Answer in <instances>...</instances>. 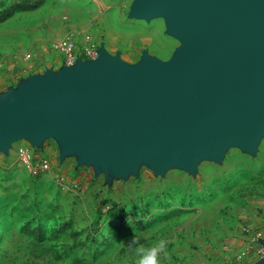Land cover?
<instances>
[{"label": "rangeland", "instance_id": "rangeland-1", "mask_svg": "<svg viewBox=\"0 0 264 264\" xmlns=\"http://www.w3.org/2000/svg\"><path fill=\"white\" fill-rule=\"evenodd\" d=\"M137 1L49 0L40 14L19 15L5 26L15 29L35 20L33 40L19 29L2 33L0 24V101L2 87L17 82L16 75L27 76L45 53L48 65L62 60L56 46L72 34L79 48L90 36L127 70L146 61H174L184 40L170 31L165 15L132 16ZM21 3L25 0H0V11ZM12 42L15 56H2L4 48L10 53ZM20 147L47 158L50 170L30 175L17 158ZM219 156L201 157L195 166L164 164L160 170L142 161L120 173L113 161L103 168L98 158L69 152L62 137L23 139L4 147L0 264H138L136 249L160 240L167 245L160 264H248L253 256L241 252L249 244L242 228L264 233V135L251 151L232 144Z\"/></svg>", "mask_w": 264, "mask_h": 264}, {"label": "water", "instance_id": "water-1", "mask_svg": "<svg viewBox=\"0 0 264 264\" xmlns=\"http://www.w3.org/2000/svg\"><path fill=\"white\" fill-rule=\"evenodd\" d=\"M155 14L184 40L174 61L127 70L102 46L95 61L32 79L2 108L0 149L62 137L69 152L125 173L142 161L195 166L227 145L255 148L264 135V0H138L132 11Z\"/></svg>", "mask_w": 264, "mask_h": 264}, {"label": "built area", "instance_id": "built-area-1", "mask_svg": "<svg viewBox=\"0 0 264 264\" xmlns=\"http://www.w3.org/2000/svg\"><path fill=\"white\" fill-rule=\"evenodd\" d=\"M62 55L64 66L72 67L78 59L83 61H95L99 58L101 47L90 36L84 37V44L81 48L75 40L74 34L65 37L56 46ZM17 158L20 163L27 169L30 175L39 177L41 174L47 173L50 170V161L47 158H36L34 153L25 147H20L17 150ZM246 233L251 236L248 244V249L244 256H254L264 258V246L261 240L264 239L263 231H254L250 227Z\"/></svg>", "mask_w": 264, "mask_h": 264}, {"label": "crops", "instance_id": "crops-1", "mask_svg": "<svg viewBox=\"0 0 264 264\" xmlns=\"http://www.w3.org/2000/svg\"><path fill=\"white\" fill-rule=\"evenodd\" d=\"M49 3L50 2H48L45 6H43L42 8H40V9H38L36 11L19 13L13 19H11V20H9V21H7L5 23H2V33L14 32L15 29L16 30L19 29V32L25 31V34H30V37L29 38L31 40L35 39V35H34L33 31L30 30V26L33 27V25L35 24V20L31 21L29 23V25H28V22H25L24 25H22L20 27H17V28L15 27V29H7L6 27L8 26V24H11L19 15H22V14H40L39 12H41L42 10H45L46 8H48V4ZM11 46H12V48H10L11 49L10 50V53H4L5 52V50H4L5 48L4 49L2 48L3 49L2 50V56L8 55L9 58H12V57L15 56V52L17 51L16 48H15L16 45H15L14 42H12L11 43ZM104 49L106 50L105 46H104ZM105 52L108 55H110L107 51H105ZM48 60H51L50 59V54L49 53H45V60H42L41 62H38V60L37 61H33L34 62L33 63L34 65L33 64L30 65L31 67L33 65V67H32V70L27 74V76H24V75H21V76L16 75L15 78L16 77L18 78L17 82L15 81L13 83L12 81H8V83H7L8 85H6L5 88L2 87V101H0V103H2V108H9V109H11L13 107V104H11V101H7V99L8 100L10 99V96H11V94H13L14 91L21 90V89H23L25 87V85H29L31 83L32 79L38 78V77L45 79L50 74H53L54 76H61V75H64L65 74L66 70H65V66H64L62 60H59L58 59L57 62H52V64H50V65H48ZM16 65H17V63H16ZM16 65L14 64L13 67L16 66ZM38 65H43V66L40 67L38 70H34V67L35 66H38ZM11 67H12V65H11ZM18 70L19 69H17L15 71V73H17ZM12 88H15V90L10 95L7 94V91L10 90V89H12ZM245 229L246 228H244V227L242 228L243 235L246 234ZM254 231H260V230L259 229H254ZM250 238H251V236L247 235L246 240L249 242ZM245 244H247V242ZM240 249H241V252L244 251V253H246L247 252V249H248V244L245 245V246H241ZM261 259L262 258L254 257L253 256V258H250L247 263L248 264H260ZM261 264H264V263H261Z\"/></svg>", "mask_w": 264, "mask_h": 264}, {"label": "trees", "instance_id": "trees-1", "mask_svg": "<svg viewBox=\"0 0 264 264\" xmlns=\"http://www.w3.org/2000/svg\"><path fill=\"white\" fill-rule=\"evenodd\" d=\"M48 2L49 0H25V3L20 5L14 4L8 8H2V11H0V24L13 19L19 13L36 11Z\"/></svg>", "mask_w": 264, "mask_h": 264}, {"label": "clouds", "instance_id": "clouds-1", "mask_svg": "<svg viewBox=\"0 0 264 264\" xmlns=\"http://www.w3.org/2000/svg\"><path fill=\"white\" fill-rule=\"evenodd\" d=\"M166 241L160 240L154 247L144 249L139 247L136 249L139 254L138 264H160V257L167 255Z\"/></svg>", "mask_w": 264, "mask_h": 264}]
</instances>
